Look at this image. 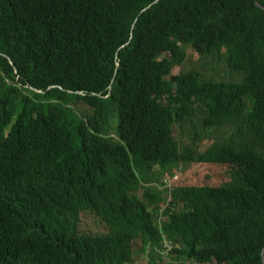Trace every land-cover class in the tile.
<instances>
[{"label":"trees","instance_id":"16d2710c","mask_svg":"<svg viewBox=\"0 0 264 264\" xmlns=\"http://www.w3.org/2000/svg\"><path fill=\"white\" fill-rule=\"evenodd\" d=\"M256 1L0 0V264H263ZM189 47L208 73H173ZM150 162L244 183L154 189Z\"/></svg>","mask_w":264,"mask_h":264},{"label":"rangeland","instance_id":"374dc122","mask_svg":"<svg viewBox=\"0 0 264 264\" xmlns=\"http://www.w3.org/2000/svg\"><path fill=\"white\" fill-rule=\"evenodd\" d=\"M188 57L181 66L175 67L173 69L174 74H178L182 71H189L193 69H198L202 73H208L209 69L202 65L203 58L192 48H187ZM216 77H224L222 73L213 74ZM174 133L180 142L184 141V138L180 136L179 129L175 126ZM186 140V139H185ZM224 141L229 142L234 140L240 142L233 126H225L213 131L209 134L208 138L204 139L203 147H207L212 141ZM147 181L149 185L154 189H159L163 187L162 180L168 174H175L179 176V181L176 182V186L182 184H209V185H242L244 183L242 174L239 172H234L232 166L229 164H216V163H202V162H183L180 167L173 169L170 172L164 173L166 170H162L157 167L154 163H149L147 166ZM174 176V175H173ZM175 186V187H176ZM140 191L137 194L140 195ZM81 225L84 229L91 231H103L107 229V226L99 221L98 218L94 216L84 217ZM137 255L134 256V259ZM137 264H143L144 259L137 260Z\"/></svg>","mask_w":264,"mask_h":264},{"label":"clouds","instance_id":"9594fccd","mask_svg":"<svg viewBox=\"0 0 264 264\" xmlns=\"http://www.w3.org/2000/svg\"><path fill=\"white\" fill-rule=\"evenodd\" d=\"M152 163H154V162H152ZM154 164H156V163H154ZM156 165H157V167H160L158 164H156ZM147 169L148 168H146L145 173L147 172ZM162 170L164 171L165 169L162 168ZM170 171H172V170H166L164 173H167V172H170ZM177 181H179V176L178 175L168 174L162 180V185H163L164 188H168L169 190H171L172 187H175L176 186V182ZM263 248H262V250H263ZM262 260H263V255H262Z\"/></svg>","mask_w":264,"mask_h":264},{"label":"water","instance_id":"95a60500","mask_svg":"<svg viewBox=\"0 0 264 264\" xmlns=\"http://www.w3.org/2000/svg\"><path fill=\"white\" fill-rule=\"evenodd\" d=\"M256 4L259 6V7H261V8H263L264 9V6H262L258 1H256ZM262 255H263V264H264V248H263V250H262Z\"/></svg>","mask_w":264,"mask_h":264}]
</instances>
